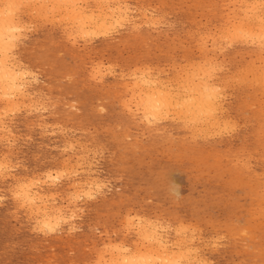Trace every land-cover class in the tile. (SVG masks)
Here are the masks:
<instances>
[{
	"label": "rangeland",
	"instance_id": "obj_1",
	"mask_svg": "<svg viewBox=\"0 0 264 264\" xmlns=\"http://www.w3.org/2000/svg\"><path fill=\"white\" fill-rule=\"evenodd\" d=\"M8 1H9V4L11 1L16 2L15 0H0V9H3L4 7L7 8L8 7V4H7ZM25 1L27 3H25ZM89 1L90 0H87L85 3V2H83V0H81L80 1L81 3L79 4V6L83 7V9L85 8L84 10H86V8H87V10H88V11L86 10L88 12L87 15H90V17L92 16V18H94V19L97 18L98 14L100 13L99 12L101 9L100 6L103 9L106 8L105 11H108V10H112L113 8H115L116 6L119 5V6H121L122 11H125L128 13L127 14L128 16L126 18H125V15L123 16V19H125V20H123L122 18H119L118 20H116V21H118L119 25L115 24V21H112V23L110 21V23L108 25H111V26L108 27L107 31H111V32L105 31L103 33V36L99 37V35H101V34H99L97 37L96 34H92L91 32H90V34H89V32L88 33H82L79 30V28L76 26V25H78L77 22L73 18H70L68 16L67 11L65 10V7L63 6V8H62L61 4L59 7L58 6L59 4L55 3L54 0L52 2H51V0H49V3L47 0H36V1L31 0V3H30V0H28V1L27 0H18L17 3L20 2V5H18V4L16 5V3L14 4V6L16 5L18 8L12 6L15 9L14 11H12L13 10L12 7L10 8L11 12H14V14L13 13L12 14L15 17V20L18 24V27H21V26H24V27L20 28L22 30V31L20 30V33H18L19 28H17V32L15 31L13 34L14 37L16 36L15 37L16 39L12 40V43L14 42V45H13L14 50H10L11 48H9V47H8V49L10 51H8V49H7V51L9 52V53L7 52V55L12 56V57L9 56L8 58L12 64L14 70L17 72V74H16L17 80L16 81L20 85V90H18V89L17 90L20 91L21 93L20 92H18V93L14 92L15 90H12V91H10V93L8 92L7 99H6V97L2 96L0 93V97L2 96L0 99V102L1 103L3 102L2 104L0 103V107L1 108L3 107L2 108L3 110L0 108V112L2 113V114L0 113V115H1L0 116V128H1V130H0V147H1L0 148V161H1L0 162V167H1L0 168V264H11V263L12 264L13 263L14 264H47L48 262H49L48 264H97V263L103 264L105 261L109 260V258L114 256V254H116V248L114 249V247H117V249H120V251L122 249H125V250H122V252L126 251V252H124L126 254H133L137 251H144L146 249L147 250L148 249H154V247H155L154 242L149 240V239H148V241H149L148 242L145 239V237H142L143 235H145V233L148 235V232L154 228H155L154 230H156V232L159 235H161L165 240H168V242H167L168 244L166 246H168V248H167V249H169L168 251H171V253L175 252V253H173V256H175V259H176V260L174 259V261H173L175 264H177L178 262H179L178 264H184V263L185 264H196V263L197 264H201V263H203V264H264V176H263L264 175V126H263L264 125V114H263L264 113V83H263L264 77H263V74L259 75L261 70H264V65H263L264 64V62H263L264 61V54H263L264 49L262 50L263 47L261 49H260V47H258L259 44L257 41H255L254 38L236 37L232 33L233 24L235 22H237V19H239L240 16H242L241 14H243V11L245 9V5H247L249 3V1H251V0H211V1L210 0H202V1L201 0H164V1L163 0H157V1L156 0H140V1L139 0H126V1L125 0H104L105 3L103 2V0H99V1L98 0H91L90 2ZM100 1H102V2H100ZM118 1L120 4L118 3ZM203 1H205V2H203ZM235 1H237V2H235ZM23 2H24V4H23ZM220 2H221V4H220ZM231 2H233V3L231 4ZM82 3H84V5ZM179 3L182 6L179 5ZM225 3H226V5H224ZM29 4H30V6H28ZM52 4H54L55 6H52ZM87 4H88V6H87ZM97 4H98V6H97ZM103 4H104V6H103ZM238 4H239V6H238ZM240 4H242L243 7H241L242 5H240ZM45 6L47 7V9ZM220 6H221V8H220ZM223 6H225V7H223ZM263 6H264V2H263V5L260 6V8L264 11ZM35 7H36V11H34ZM39 7H40V9H38ZM42 7H43V10H41ZM48 7L50 8L51 11H49ZM51 7H53V8H51ZM107 7H111V9L108 8V10H107ZM174 7L176 8V10ZM234 7L237 10L240 7L239 11L235 10ZM19 8H21V9H19ZM44 8L46 10H44ZM54 8L55 9L58 8V9L55 10ZM209 8H211L212 10ZM223 8H224V10H223ZM53 9H54V11H53ZM197 9H198V11H197ZM62 10H63V12H62ZM143 10L145 12H143ZM160 10H161V12H160ZM17 11H19V12H17ZM28 11H30V13L33 11L32 12L33 14L32 13L30 14ZM37 11H42L40 13L42 15L38 14L39 12H37ZM46 11H47V13H46ZM57 11L59 14L57 13ZM189 11H191V12H189ZM207 11H209V12H207ZM211 12H213V13H211ZM18 13H19V15H18ZM144 13H146V15ZM172 13H173V15H172ZM186 13H187V15H185ZM48 14L50 16H48ZM52 14H54V16ZM180 14H181V16H180ZM158 15L161 16V18ZM162 15H163V17H162ZM213 15H215V16H213ZM236 15H239V16L236 17ZM17 16H19L21 18H19V17L16 18ZM41 16L43 19L40 18ZM55 16L59 19V22ZM62 16H63V18L65 16H68V18L66 17L67 19L64 18L65 19L64 20L62 18ZM53 17H54V19H53ZM38 18H39V20H38ZM152 18L153 19L155 18L156 21H154L155 19L152 20ZM177 18H179V20ZM56 19H57V22H56ZM120 19L123 20V23ZM127 19H128V21H127ZM227 19L230 21V23L227 21ZM18 20L20 23L18 22ZM61 20H62V23H61ZM119 20H120V22H119ZM149 20H151V21L149 22ZM157 20H159V21H157ZM205 20H206V22H205ZM222 21H223V23H222ZM178 22H179V24H178ZM26 23H28V24H26ZM54 23H56V24H54ZM150 23H152V24H150ZM153 23H154V25H153ZM39 24L41 27L39 26ZM141 24H143V25H141ZM169 24H170V26H168ZM206 24H207V26H206ZM55 25H56V27H55ZM60 25H62V26H60ZM150 25L151 26L153 25V27H151ZM155 25H157V26H155ZM112 26L114 27V29ZM127 26H128V28H127ZM135 26H136V28H135ZM160 26H162V27H160ZM36 27H37V29H36ZM53 28H55V30ZM71 28H72V30H71ZM178 28H179V30H178ZM194 28H196V29H194ZM160 29H161V32H160ZM180 29H181V31H180ZM25 30H27V31H25ZM133 30H135V31H133ZM149 30L152 32H150ZM226 30L228 32H231L233 34V37L236 39H232L233 37H232L231 33L228 34V32ZM62 31H65V32L67 31L68 34H67V32H66V34H64L65 32H62ZM113 31H114V33H113ZM21 32L23 34H25V33L26 34L23 36V34ZM30 33H32V34H30ZM133 33H135V34H133ZM187 33H189V34L187 35ZM18 34H19V36H17ZM82 34L84 37L80 36ZM84 34L85 35L88 34V38L86 37L87 35L85 36ZM105 34L108 36L106 37ZM221 34H222V36H221ZM227 34L229 36L231 35V37L229 38V36ZM74 35H76V36H74ZM92 35L94 37H92ZM140 35H141V37H140ZM200 35L203 36L202 42H201ZM156 36L158 38H156ZM210 36H211V38H210ZM70 38H72V39H70ZM218 38H219V40H218ZM222 38H223V40H222ZM227 38L232 39V40L230 41ZM241 38H243V39H241ZM225 39L229 40V41H226ZM248 39H250V40H248ZM238 40H240V41H238ZM88 41L89 42L92 41V42L88 43ZM230 42H232V43H230ZM247 42H248V44H247ZM20 43H21V45H20ZM50 43H52V44L50 45ZM84 43H86V44H84ZM183 43H184V45H183ZM242 44H244V45H242ZM163 45H165V46H163ZM204 45H205V47H204ZM176 46H177V48H175ZM214 46H216V47H214ZM244 47H246V48H244ZM199 48H200V51L198 50ZM203 48H205V49H203ZM202 49H203V51L204 50L205 51L203 52ZM209 49H211V50L209 51ZM218 50L221 53H219ZM261 50H262V52H260ZM167 52H169L170 54H168ZM71 53L74 55H72ZM101 53H102V55H101ZM210 56H211V58H210ZM132 57H133V59H132ZM204 57L205 58L209 57V58L204 60ZM234 57H235V59H234ZM11 58L12 59L14 58V59L11 60ZM43 58H45V59H43ZM46 58L48 60H46ZM196 58H197V60H196ZM211 59H212V61H211ZM222 59L225 63L222 61ZM253 59H255V60H253ZM199 61H200V63H199ZM227 61H230V62H227ZM151 62H153V63H151ZM207 62H208V65H206ZM31 63H33V64H31ZM36 63H37V65H36ZM109 63H111V64H109ZM218 63H219V65H218ZM251 63L253 64V66H256L255 67L256 69L252 66ZM20 64L21 65L23 64V65L21 66ZM154 64H155V66H154ZM169 64H171V65L169 66ZM184 64H186V66ZM200 64L202 65L203 69L202 68L199 69L201 67ZM107 65H109V66H107ZM179 65H180V67H178ZM16 66H17V68H16ZM146 66L149 68H147ZM206 66L208 67V70H207ZM250 66H252V67H250ZM98 67L100 68V70L98 69ZM197 67H198V69H197ZM191 68H193L195 70H193ZM211 69H213V70H211ZM250 69H252V71ZM107 70H109V71H107ZM147 70H149V71H147ZM187 70L189 73L187 72ZM198 70L200 73L201 72L203 73V77H199L200 73L197 72ZM200 70H202V71H200ZM203 70L207 71V74L209 77L206 76V74ZM209 70H211V71H209ZM74 71H75V73H73ZM118 71H120V72H118ZM191 71L193 74L190 73ZM18 72H19V74H20V72H23L22 74H24V75H22V74L19 75ZM90 72H91V74H90ZM182 72H183V74H182ZM194 72H196V74ZM220 72H221V74H220ZM254 72H256L257 74L255 75ZM143 73H145V74H143ZM146 73H148V74H146ZM179 73L181 76L179 75ZM186 73L188 74L187 76H186ZM197 73L199 74V76ZM202 73H201V76H202ZM228 73H229V75H228ZM176 74H178V76ZM238 74H239V76H238ZM76 75H77V77H76ZM98 75L102 76V78ZM104 75H106V76L104 77ZM140 75L142 78L140 77ZM149 75H151V76H149ZM193 76H196V77L198 76L199 78L195 77V79H194ZM210 76L212 78L214 76V78L212 79ZM234 76L237 78H235ZM258 76H262L263 81L257 80L256 78H258ZM132 77H134L136 79H134ZM146 77L149 79L155 80V81L157 80V82H160L161 85L168 86L169 88L172 86L171 88H174V89L175 88L181 89L180 85L183 84L185 79H187V78L189 80L192 78L194 83H197V81H199V80L201 82H203V80H204V82L206 81L205 83L209 82L208 84L210 86L213 85L212 87H214V89H216V88L219 89V90L216 89L217 93H218V99H217V110H215V112H217V114L216 113L213 114L214 120H212L210 122H206V121H204L205 117H203V116L202 117L200 116L199 118L196 117L194 119V117H192V116L187 117V116L183 115L184 113H182V112H180V115H177L179 112L178 108H175L173 110L171 108L168 111L169 113H170V111H171V113L175 112L173 115L171 113L169 114V113L164 112V113H162V115L160 114L161 117L160 116L155 117L154 118L155 120H153L151 118V116L143 114L138 102L136 103V101H139V98L142 97L140 95L142 92L140 93V91H144V87H143L144 85H142L141 82H143V78H146ZM240 77H242V79H238ZM245 77H247V78H245ZM252 77H253V79H252ZM26 78L28 79V81ZM244 78H245V80H244ZM81 79H82V81H81ZM86 79H87V81H86ZM90 79H91V81H90ZM106 79H107V81H106ZM165 79L167 80V82H165L166 81ZM19 80L24 81V82H18ZM30 80H32V81L34 80L35 83H34V81L32 82ZM110 80H112V81H110ZM136 80H139V81L135 82ZM182 80H184V81H182ZM49 81H50V83H49ZM219 81H220V83H219ZM257 81H260L259 85L257 84L258 83ZM91 82H93V83H91ZM133 82L136 84H134ZM233 82H234V84H233ZM139 83H141V84H139ZM217 83H219V84H217ZM262 83H263V85H261ZM25 84H27L28 86ZM126 84H129V85L127 86ZM131 84H132V86H131ZM39 85H40V87H39ZM86 85H88V86H86ZM238 85H239V87H238ZM241 85H244V86H241ZM135 86H136V88H135ZM102 87H104V90ZM129 88L131 89V91ZM125 89L126 90L128 89V91H126ZM120 91H122V92H120ZM23 93H25V94H23ZM96 93H97V95H96ZM220 93L222 95H220ZM39 94L41 96H39ZM98 94H99V96L100 95L101 96L99 97ZM136 94L137 95L139 94V98H138V96H136ZM226 94L228 97L226 96ZM37 95H38V97H37ZM59 96H61V97H59ZM222 96H224V97H222ZM40 97H41V99H40ZM127 97H128V99H127ZM131 97H133L134 100ZM11 99H12L14 104H12V102H10ZM107 100H109V101H107ZM110 100L112 101V103ZM21 101L22 102L24 101V102L21 103ZM130 101H132L131 104H130ZM93 102H95V103H93ZM248 102H250V103H248ZM109 103H110V105H109ZM125 103L126 104L128 103V104L126 105ZM18 104L20 106H18ZM220 104L222 107L220 106ZM7 105L9 106V108ZM24 105H26V106H24ZM29 105H31V106L29 107ZM62 105H64V106H62ZM251 105H252V107H251ZM27 106L29 107L28 109H27ZM36 106H37V108H36ZM136 107H137V109H136ZM228 107H230V108H228ZM10 108H11V110H10ZM13 108H14V110L15 109L16 110L14 111ZM38 108H39V110H38ZM99 108L102 110H100ZM128 108H129V110H128ZM223 108H224V110H223ZM37 110H38V112H37ZM8 111L10 114L8 113ZM11 111H13L14 113L12 114ZM102 111H103V113H102ZM219 111H221V112H219ZM29 113H30V115H29ZM163 114H165V116ZM2 115H5V116L3 117ZM53 115L56 117H53ZM141 115H143V116H141ZM144 115L146 116V118ZM254 115H255V117H254ZM132 116H134V117H132ZM166 116H167V118L168 117L169 118L167 119ZM226 116H227V118H226ZM2 117H3V119H2ZM174 118L176 121L177 120H179V121L176 122L174 120ZM185 118L188 120V122L184 120ZM191 118L194 119L195 121L191 120ZM134 119H136V120H134ZM181 119L184 120V122H182ZM197 119L199 121L200 120L201 121L200 122L196 121ZM147 121H148V123H147ZM169 121H171V122H169ZM189 121H192L193 125H192V122H189ZM139 122H141V123H139ZM233 122H235V123H233ZM144 123L146 125H144ZM172 123L174 125L175 124L176 125L172 126ZM214 123H217V125ZM221 123H222V125L220 126ZM225 123H227V124H225ZM228 123H230V124H228ZM240 123H242V124H240ZM48 124H49V126H48ZM225 125H227L226 128L224 127ZM208 126H209V128H208ZM216 126H218V127H216ZM231 126H233L234 128ZM12 127H14V128H12ZM72 127H74V128H72ZM188 127H189V129H188ZM44 128H46V129H44ZM49 128H50V130H49ZM216 128H218V129H216ZM123 129H125V130H123ZM16 130H17V132H16ZM171 130H173L174 132ZM190 130H191V132H190ZM194 130L196 131V133ZM222 130H224V131H222ZM238 130H240V132ZM45 131L48 134H45L46 133ZM38 132L40 134H38ZM175 132L177 133V135ZM186 132H188V133H186ZM219 132H220V134L222 133V135L218 134ZM169 133H171L172 135L171 134L169 135ZM19 134H21V135H19ZM156 135L159 137H157ZM210 135H213V136H210ZM49 136H50V138H49ZM9 137L11 138V140ZM195 138H197V139H195ZM168 139H169V141H168ZM124 141H125V143H124ZM171 141H172V143H171ZM212 141H214V142H212ZM240 141H241V143H240ZM20 142H22V143H20ZM193 142H194V144H193ZM81 144H82V146H81ZM149 144L150 145L152 144V145L150 146ZM45 145H47V146H45ZM70 145H71V148H70ZM195 145H198V146H195ZM52 146H54V147H52ZM158 147H159V149H158ZM41 150H42V152H41ZM23 151L25 152L24 154H23ZM71 151H72V153H71ZM209 151H210V153H209ZM59 152H61V153H59ZM180 152H182L185 156ZM169 153H171V154L169 155ZM126 154H127V156H126ZM115 155H117V156H115ZM204 155H205V157H203ZM81 156H83V157H81ZM46 157H47V159H46ZM91 157H92V159H91ZM127 157H129V158H127ZM151 157H153V158H151ZM81 159H82V161H81ZM163 159H165V160H163ZM166 159H167V161H166ZM224 159H225V161H224ZM45 160H46V162H45ZM53 160H55V161H53ZM237 160L239 161V163L237 162ZM116 161H117V163H116ZM20 162H21V165H20ZM250 162H251L252 166L250 165ZM78 163H79V165H78ZM71 164H74V165H72V167H71ZM3 165H5V166H3ZM6 165H7V167H6ZM35 165L37 168L35 167ZM39 165H40V167H39ZM41 166H43L44 168ZM62 166H63V168H62ZM57 167H58V169H57ZM247 167H249V168H247ZM104 168H106V169H104ZM116 168H118V169H116ZM81 170H83V171L77 173V171H81ZM58 172H60V173H58ZM42 173H43V175H42ZM48 173H49V176H47ZM96 174H98V175H96ZM5 175H8V178ZM11 175H13V176H11ZM29 175H30V177H29ZM53 175L55 176V178H54L55 181L51 178V177H54ZM42 177H44L45 179ZM59 178H61V179H59ZM33 179H34V182H35V179H36V181H38L37 184L35 182V187L38 186V187H40V189L43 192L46 191L45 192L47 194L46 203H47L48 207L51 210H56L59 207L61 212L64 215H66L64 219L60 220L57 223L56 227L55 226L52 227V228H54V231L52 228H51V231H48L50 229L47 230L45 227H41V225L38 222L39 216L33 214L31 211H28V210H30L28 204L23 203V201H21L19 199V197H16L17 196L16 188L18 187L17 185L19 184L18 182L23 183V181L26 182V180L29 181V180H33ZM43 179L46 181H44ZM49 181L52 183H48ZM91 182L94 185L86 184V183H91ZM100 182L102 185H100ZM174 182L176 184H174ZM73 186H75V187L77 186V187L74 189ZM98 186H99V189H97ZM102 186L104 187V189ZM95 187H97V188H95ZM48 188L51 189V191ZM169 189H172V191ZM77 190L80 193L79 194L80 196H77V197L75 195L73 196L74 191H77ZM90 190H92V191H90ZM119 190L121 191V193ZM61 191H62V193H61ZM89 191H90V193H88ZM81 192L85 193V194L81 195ZM175 192H177V194ZM239 192H241V193H239ZM10 193H12V194L10 195ZM95 193H96V195H95ZM49 195H51V196L49 197ZM86 195H88V196L92 195V197H90V196L86 197ZM72 196L75 198H73ZM81 196H82V198H81ZM98 196H99V198H98ZM14 197H16V198H14ZM1 198H3V199H1ZM51 198H53V199H51ZM12 199H13V201H12ZM53 201L56 203H54ZM73 204H75V205H73ZM22 207H24V208H22ZM25 208L26 209L29 208V209L26 210ZM92 208H93V210H92ZM67 209L72 210V215H71L72 217L71 216L67 217L68 214H66V211H65ZM94 209H95V211H94ZM129 211H131V212H129ZM136 212H137V214H136ZM131 215H132V218H131ZM175 217H176V219H175ZM137 218H140V222H139V219H137ZM147 219H149V221L150 220L151 221L149 222ZM98 220H99V222H98ZM179 220H180V222H178ZM235 220H236V222H235ZM83 221H85V222L83 223ZM126 222H127V224H126ZM146 222H147V224H146ZM59 223H60V227H59ZM130 224L131 225L134 224V225L130 226ZM180 224H183V225H180ZM139 225H140V227H138ZM143 225H145V226H143ZM153 225H154V227H153ZM162 225H163V228H162ZM172 225H174V226H172ZM134 226H135V228L133 229ZM149 226H150V228H149ZM38 227L40 228L42 233ZM156 227H157V229H156ZM167 227H168V229H167ZM96 228L97 229L100 228V230L98 229V231H97ZM188 228H190V229L188 230ZM83 229H84V231H83ZM143 229H144V231H143ZM181 229L183 232H181ZM45 230H47V231H45ZM162 230H165V231L163 232ZM174 230H176V232ZM245 230H247V231L245 232ZM43 231H45L46 233ZM191 231L193 232L194 235L191 233ZM22 232H23V234H22ZM47 232H49V233H47ZM130 233H131V235H130ZM175 233L179 236H177ZM199 233H201V234H199ZM8 234H10V235H8ZM58 235H60V236H58ZM138 235H140V236H138ZM241 235H244V236H241ZM190 236H191V239H190ZM193 236H195V237H193ZM196 237H197V239H196ZM180 238H182V239L180 240ZM88 239H89V242H88ZM105 239H107V240L105 241ZM189 239H190V241H189ZM74 241H76V242H74ZM176 241H177V243H176ZM41 243H43V244H41ZM56 243H58V244H56ZM169 243L171 244L170 246H169ZM149 244H151V245H149ZM205 244H207L208 246ZM115 245H117V246H115ZM189 245H191V246L189 247ZM172 246L175 248L173 249ZM176 247H179V248H176ZM127 248H129V249H127ZM132 248H133V250H132ZM58 252L60 255L58 254ZM178 252H180V253H178ZM262 252H263V254H262ZM104 253H106V254H104ZM19 254H20V256H19ZM13 255H15V256H13ZM83 255H84V257H83ZM10 256L11 257L13 256V257L11 258ZM25 257H26V259H25ZM31 257H33V258H31ZM178 257L180 260H178ZM59 258L61 259V261L58 260ZM185 258H186L187 262L185 261ZM87 259H89V260H87ZM195 259H196V261H193ZM27 260H29V261H27ZM191 262H193V263H191Z\"/></svg>",
	"mask_w": 264,
	"mask_h": 264
},
{
	"label": "bare ground",
	"instance_id": "obj_2",
	"mask_svg": "<svg viewBox=\"0 0 264 264\" xmlns=\"http://www.w3.org/2000/svg\"><path fill=\"white\" fill-rule=\"evenodd\" d=\"M16 2H14V1H11L10 2V4H9V1L7 2V4H8V7L6 8V7H4L3 9H0V93H1V95L2 96H4V97H6V99H7V95H8V92L10 93V91H12V90H15L14 92H20V91H18V90H20V85L17 83V79H16V74H17V72L14 70V68H13V66H12V64H11V62H10V60H9V56H11V55H7V52L8 51H10V50H14V42L12 43V40H14V39H16L14 36H13V34H14V32L16 31L17 32V28H19V32L18 33H20V28L22 27H24V26H21V27H18V24H17V22H16V20H15V17H14V12H11V7L13 6V7H17L16 5L18 4V5H20V2H18L17 3V1L18 0H15ZM28 1V0H27ZM33 1V0H32ZM36 1V0H35ZM48 1V3H49V0H47ZM53 0H51V2H52ZM81 0H54V2L55 3H57V4H59L58 6L60 7V4L62 5V8H63V6L65 7V10L67 11V14H68V16L70 17V18H73L76 22H77V24L78 25H76L78 28H79V30L82 32V33H88L89 32V34H90V32L92 33V34H96L97 35V37H98V35L99 34H101V35H99V37L100 36H103V33L105 32V31H107L108 30V27L109 26H111V25H108L109 23H110V21H111V23H112V21H115V24H118L119 25V23H118V21H116V20H118L119 18H122L123 19V16L125 15V18L128 16L127 14V12H125V11H122V9H121V6H116L115 8H113L112 10H108V8H110L111 9V7H107V10L108 11H105V9L106 8H102L101 6H100V13L98 14V16H97V18H92V16L90 17V15H87L88 14V10H87V8H86V10H84L83 9V7H81V6H79V4L81 3L80 2ZM86 1L87 0H83V2H85L86 3ZM91 1V0H90ZM89 1V2H90ZM99 1V0H98ZM126 1V0H125ZM140 1V0H139ZM157 1V0H156ZM164 1V0H163ZM202 1V0H201ZM211 1V0H210ZM100 2H102V1H100ZM103 2L105 3V1L103 0ZM114 2V1H113ZM116 2V1H115ZM130 2V1H129ZM203 2H205V1H203ZM226 2V1H225ZM229 2V1H228ZM227 2V3H228ZM235 2H237V1H235ZM242 2V1H241ZM263 2H264V0H251V1H249V3L247 4V5H245V9H244V11H243V14H241L242 16H240V18L239 19H237V22H235L234 24H233V26H232V33L234 34V36H236V37H249V38H254L255 39V41H257L258 42V44L260 45H258V47H260V49L262 48V50L264 49V11L260 8V6L261 5H263ZM5 3V2H4ZM16 3V5L14 6V4ZM25 3H27L26 1H25ZM30 3H31V0H30ZM34 3V2H33ZM36 3V2H35ZM38 3V2H37ZM108 3V2H107ZM118 3H119V1H118ZM122 3V2H121ZM178 3V2H177ZM184 3V2H183ZM198 3V2H197ZM233 2H231V4H232ZM3 4V3H2ZM22 4V3H21ZM23 4H24V2H23ZM83 5H84V3H82ZM89 4V3H88ZM88 4H87V6H88ZM120 4V3H119ZM136 4V3H135ZM143 4V3H142ZM157 4V3H156ZM188 4V3H187ZM209 4V3H208ZM219 4V3H218ZM220 4H221V2H220ZM223 4V3H222ZM230 4V3H229ZM243 4V3H242ZM242 4H240V5H242ZM45 5V4H44ZM50 5V4H49ZM93 5V4H92ZM110 5V4H109ZM116 5V4H115ZM126 5V4H125ZM137 5V4H136ZM135 5V6H136ZM151 5V4H150ZM161 5V4H160ZM179 5H181L180 3H179ZM224 5H226V3L224 4ZM228 5V4H227ZM28 6H30V4L28 5ZM40 6V5H39ZM52 6H55L54 4H52ZM91 6V5H90ZM96 6V5H95ZM97 6H98V4H97ZM103 6H104V4H103ZM132 6V5H131ZM140 6V5H139ZM146 6V5H145ZM157 6V5H156ZM155 6V7H156ZM182 6V5H181ZM210 6V5H209ZM219 6V5H218ZM238 6H239V4H238ZM237 6V7H238ZM12 7V11H14L15 9ZM23 7V6H22ZM25 7V6H24ZM41 7V6H40ZM40 7L38 8V9H40ZM46 7V6H45ZM58 7V8H59ZM86 7V6H85ZM129 7V6H128ZM133 7V6H132ZM163 7V6H162ZM168 7V6H167ZM179 7V6H178ZM194 7V6H193ZM223 7H225V6H223ZM241 7H243V5L241 6ZM264 7V6H263ZM18 8V7H17ZM49 8V7H48ZM51 8H53V7H51ZM57 8V9H58ZM141 8V7H140ZM154 8V7H153ZM175 8V7H174ZM188 8V7H187ZM207 8V7H206ZM219 8V7H218ZM220 8H221V6H220ZM240 8V7H239ZM239 8H238V10L237 9H235V7H234V9L235 10H237V11H239ZM19 9H21V8H19ZM35 9V10H34ZM33 10L34 11H36V7L34 8ZM46 9H47V7H46ZM45 8H44V10H46ZM55 9V8H54ZM54 9H53V11H54ZM57 9H55V10H57ZM125 9V8H124ZM123 9V10H124ZM139 9V8H138ZM209 9H211V8H209ZM208 9V10H209ZM4 10V11H3ZM41 10H43V7L41 8ZM64 10V9H63ZM63 10H62V12H63ZM91 10V9H90ZM99 10V9H98ZM129 10V9H128ZM145 10V9H144ZM143 10V12H145ZM165 10V9H164ZM175 10H176V8H175ZM182 10V9H181ZM192 10V9H191ZM212 10V9H211ZM223 10H224V8H223ZM233 10V9H232ZM49 11H51L50 10V8H49ZM52 11V12H53ZM131 11V10H130ZM129 11V12H130ZM134 11V10H133ZM141 11V10H140ZM170 11V10H169ZM174 11V10H173ZM197 11H198V9H197ZM206 11V10H205ZM231 11V10H230ZM17 12H19V11H17ZM21 12V11H20ZM29 13H30V11H28ZM33 12V11H32ZM31 12V13H32ZM37 12H39L38 14H40L42 11H37ZM61 12V11H60ZM97 12V11H96ZM160 12H161V10H160ZM176 12V11H175ZM182 12V11H181ZM184 12V11H183ZM189 12H191V11H189ZM202 12V11H201ZM207 12H209V11H207ZM215 12V11H214ZM222 12V11H221ZM233 12V11H232ZM13 13V14H12ZM28 13V14H29ZM30 13V14H31ZM46 13H47V11H46ZM49 13V12H48ZM54 13V12H53ZM57 13H58V11H57ZM95 13V12H94ZM137 13V12H136ZM177 13V12H176ZM197 13V12H196ZM200 13V12H199ZM211 13H213V12H211ZM230 13V12H229ZM241 13V12H240ZM29 14V15H30ZM33 14V13H32ZM45 14V13H44ZM55 14V13H54ZM54 14H52L53 16H54ZM59 14V13H58ZM66 14V13H65ZM91 14V13H90ZM133 14V13H132ZM145 15H146V13H144ZM163 14V13H162ZM170 14V13H169ZM183 14V13H182ZM194 14V13H193ZM209 14V13H208ZM222 14V13H221ZM224 14V13H223ZM232 14V13H231ZM234 14V13H233ZM13 15V16H12ZM18 15H19V13H18ZM37 15V14H36ZM40 15H42V14H40ZM39 15V16H40ZM47 15V14H46ZM144 15V16H145ZM152 15V14H151ZM156 15V14H155ZM172 15H173V13H172ZM185 15H187V13L185 14ZM200 15V14H199ZM48 16H50L49 14H48ZM59 16V15H58ZM68 16H65L64 18L65 19H67L68 18ZM143 16V15H142ZM150 16V15H149ZM159 16V15H158ZM180 16H181V14H180ZM191 16V15H190ZM213 16H215V15H213ZM212 16V17H213ZM237 16H239V15H236V17ZM19 16H17L16 18H18ZM25 17V16H24ZM38 17V16H37ZM44 17V16H43ZM56 17V16H55ZM67 17V18H66ZM151 17V16H150ZM160 18H161V16H159ZM162 17H163V15H162ZM200 17V16H199ZM19 18H21V17H19ZM23 18V17H22ZM29 18V17H28ZM35 18V17H34ZM40 18H42V16L40 17ZM45 18V17H44ZM57 18V17H56ZM62 18H63V16H62ZM61 18V19H62ZM63 18V19H64ZM69 18V19H70ZM147 18V17H146ZM182 18V17H181ZM185 18V17H184ZM198 18V17H197ZM207 18V17H206ZM229 18V17H228ZM232 18V17H231ZM43 19V18H42ZM53 19H54V17H53ZM58 19V18H57ZM57 19H56V22H57ZM62 19V20H63ZM64 19V20H65ZM120 19L121 21H122V23H123V20H125V19ZM137 19V18H136ZM155 19V18H154ZM153 18H152V20H154ZM178 20H179V18H177ZM186 19V18H185ZM38 20H39V18H38ZM62 20H61V23H62ZM73 20V21H74ZM120 20H119V22H120ZM130 20V19H129ZM162 20V19H161ZM196 20V19H195ZM26 21V20H25ZM49 21V20H48ZM127 21H128V19H127ZM143 21V20H142ZM147 21V20H146ZM145 21V22H146ZM151 20H149V22H150ZM154 21H156V19L154 20ZM157 21H159V20H157ZM193 21V20H192ZM191 21V22H192ZM227 21L230 23V21L227 19ZM226 21V22H227ZM18 22H19V20H18ZM32 22V21H31ZM58 22H59V19H58ZM117 22V23H116ZM126 22V21H125ZM124 22V23H125ZM133 22V21H132ZM144 22V23H145ZM205 22H206V20H205ZM20 23V22H19ZM36 23V22H35ZM39 23V22H38ZM73 23V22H72ZM128 23V22H127ZM147 23V22H146ZM156 23V22H155ZM159 23V22H158ZM215 23V22H214ZM219 23V22H218ZM222 23H223V21H222ZM26 24H28V23H26ZM42 24V23H41ZM54 24H56V23H54ZM70 24V23H69ZM130 24V23H129ZM133 24V23H132ZM150 24H152V23H150ZM178 24H179V22H178ZM205 24V23H204ZM210 24V23H209ZM36 25V24H35ZM43 25V24H42ZM48 25V24H47ZM52 25V24H51ZM141 25H143V24H141ZM146 25V24H145ZM153 25H154V23H153ZM153 25L151 26V27H153ZM199 25V24H198ZM202 25V24H201ZM26 26V25H25ZM39 26H40V24H39ZM60 26H62V25H60ZM74 26V25H73ZM115 26V25H114ZM140 26V25H139ZM148 26V25H147ZM149 26V27H150ZM155 26H157V25H155ZM154 26V27H155ZM168 26H170V24L168 25ZM173 26V25H172ZM182 26V25H181ZM206 26H207V24H206ZM212 26V25H211ZM224 26V25H223ZM27 27V26H26ZM38 27V26H37ZM37 27H36V29H37ZM41 27V26H40ZM45 27V26H44ZM47 27V26H46ZM55 27H56V25H55ZM65 27V26H64ZM72 27V26H71ZM113 27V26H112ZM120 27V26H119ZM160 27H162V26H160ZM189 27V26H188ZM198 27V26H197ZM196 27V28H197ZM210 27V26H209ZM216 27V26H215ZM30 28V27H29ZM73 28V27H72ZM72 28H71V30H72ZM118 28V27H117ZM121 28V27H120ZM127 28H128V26H127ZM135 28H136V26H135ZM140 28V27H139ZM158 28V27H157ZM164 28V27H163ZM166 28V27H165ZM169 28V27H168ZM167 28V29H168ZM173 28V27H172ZM196 28H194V29H196ZM229 28V27H228ZM54 30H55V28H53ZM68 29V28H67ZM76 29V28H75ZM113 29H114V27H113ZM119 29V28H118ZM123 29V28H122ZM153 29V28H152ZM186 29V28H185ZM32 30V29H31ZM42 30V29H41ZM112 30V29H111ZM121 30V29H120ZM145 30V29H144ZM159 30V29H158ZM178 30H179V28H178ZM192 30V29H191ZM209 30V29H208ZM212 30V29H211ZM22 31V30H21ZM24 31V30H23ZM25 31H27V30H25ZM59 31V30H58ZM116 31V30H115ZM132 31V30H131ZM133 31H135V30H133ZM143 31V30H142ZM141 31V32H142ZM150 31V30H149ZM168 31V30H167ZM171 31V30H170ZM180 31H181V29H180ZM187 31V30H186ZM203 31V30H202ZM207 31V30H206ZM216 31V30H215ZM227 31V30H226ZM225 31V32H226ZM31 32V31H30ZM62 32H65V31H62ZM67 32V31H66ZM66 32L64 33V34H66ZM107 32H111V31H107ZM125 32V31H124ZM128 32V31H127ZM126 32V33H127ZM130 32V31H129ZM145 32V31H144ZM147 32V31H146ZM150 32H152V31H150ZM160 32H161V29H160ZM178 32V31H177ZM195 32V31H194ZM204 32V31H203ZM223 32V31H222ZM228 32V31H227ZM22 33V32H21ZM70 33V32H69ZM113 33H114V31H113ZM155 33V32H154ZM184 33V32H183ZM205 33V32H204ZM213 33V32H212ZM216 33V32H215ZM231 32H228V34H230ZM231 33V35H232V37H233V34ZM23 34V33H22ZM26 34V33H25ZM25 34H23V36L25 35ZM30 34H32V33H30ZM38 34V33H37ZM53 34V33H52ZM67 34H68V32H67ZM129 34V33H128ZM133 34H135V33H133ZM142 34V33H141ZM166 34V33H165ZM189 33H187V35H188ZM200 34V33H199ZM217 34V33H216ZM227 34V35H228ZM73 35V34H72ZM71 35V36H72ZM85 35V34H84ZM87 35V36H86ZM85 36L88 38V34H86ZM106 35V34H105ZM122 35V34H121ZM149 35V34H148ZM181 35V34H180ZM208 35V34H207ZM214 35V34H213ZM219 35V34H218ZM231 35L229 36V38L231 37ZM17 36H19V34L17 35ZM22 36V35H21ZM20 36V37H21ZM66 36V35H65ZM74 36H76V35H74ZM80 36H83V34L82 35H80ZM91 36V35H90ZM108 35H106V37H107ZM146 36V35H145ZM152 36V35H151ZM186 36V35H185ZM206 36V35H205ZM204 36V37H205ZM209 36V35H208ZM221 36H222V34H221ZM84 37V36H83ZM82 37V38H83ZM92 37H94L93 35H92ZM113 37V36H112ZM122 37V36H121ZM140 37H141V35H140ZM147 37V36H146ZM160 37V36H159ZM163 37V36H162ZM161 37V38H162ZM175 37V36H174ZM191 37V36H190ZM200 37H201V42H202V39H203V36H201L200 35ZM224 37V36H223ZM227 37V36H226ZM23 38V37H22ZM25 38V37H24ZM30 38V37H29ZM75 38V37H74ZM81 38V37H80ZM123 38V37H122ZM156 38H158L157 36H156ZM179 38V37H178ZM197 38V37H196ZM210 38H211V36H210ZM216 38V37H215ZM221 38V37H220ZM229 38H227V39H229ZM244 38V39H245ZM19 39V38H18ZM27 39V38H26ZM70 39H72V38H70ZM76 39V38H75ZM86 39V38H85ZM106 39V38H105ZM137 39V38H136ZM175 39V38H174ZM180 39V38H179ZM198 39V38H197ZM200 39V38H199ZM207 39V38H206ZM232 39H236V38H232ZM232 39H229L230 41L232 40ZM241 39H243V38H241ZM66 40V39H65ZM68 40V39H67ZM80 40V39H79ZM83 40V39H82ZM90 40V39H89ZM119 40V39H118ZM147 40V39H146ZM161 40V39H160ZM165 40V39H164ZM171 40V39H170ZM177 40V39H176ZM218 40H219V38H218ZM222 40H223V38H222ZM226 40V39H225ZM229 40H226V41H229ZM248 40H250V39H248ZM16 41V40H15ZM26 41V40H25ZM30 41V40H29ZM59 41V40H58ZM70 41V40H69ZM77 41V40H76ZM81 41V40H80ZM122 41V40H121ZM168 41V40H167ZM205 41V40H204ZM213 41V40H212ZM215 41V40H214ZM225 41V42H226ZM238 41H240V40H238ZM68 42V41H67ZM84 42V41H83ZM92 41H88V43H91ZM114 42V41H113ZM147 42V41H146ZM170 42V41H169ZM197 42V41H196ZM220 42V41H219ZM237 42V41H236ZM242 42V41H241ZM12 43V44H11ZM54 43V42H53ZM60 43V42H59ZM112 43V42H111ZM137 43V42H136ZM208 43V42H207ZM212 43V42H211ZM210 43V44H211ZM230 43H232V42H230ZM52 43H50V45H51ZM74 44V43H73ZM84 44H86V43H84ZM123 44V43H122ZM171 44V43H170ZM193 44V43H192ZM201 44V43H200ZM221 44V43H220ZM219 44V45H220ZM226 44V43H225ZM245 44V43H244ZM244 44H242V45H244ZM247 44H248V42H247ZM246 44V45H247ZM253 44V43H252ZM12 45V46H11ZM20 45H21V43H20ZM23 45V44H22ZM59 45V44H58ZM77 45V44H76ZM82 45V44H81ZM92 45V44H91ZM154 45V44H153ZM175 45V44H174ZM183 45H184V43H183ZM186 45V44H185ZM190 45V44H189ZM222 45V44H221ZM251 45V44H250ZM32 46V45H31ZM73 46V45H72ZM75 46V45H74ZM136 46V45H135ZM151 46V45H150ZM157 46V45H156ZM163 46H165V45H163ZM195 46V45H194ZM201 46V45H200ZM223 46V45H222ZM227 46V45H226ZM230 46V45H229ZM8 47L9 48H11L10 50L8 49ZM26 47V46H25ZM171 47V46H170ZM184 47V46H183ZM198 47V46H197ZM202 47V46H201ZM204 47H205V45H204ZM214 47H216V46H214ZM218 47V46H217ZM220 47V46H219ZM228 47V46H227ZM250 47V46H249ZM253 47V46H252ZM53 48V47H52ZM77 48V47H76ZM80 48V47H79ZM84 48V47H83ZM125 48V47H124ZM132 48V47H131ZM172 48V47H171ZM175 48H177V46L175 47ZM189 48V47H188ZM244 48H246V47H244ZM7 49H8V51H7ZM17 49V48H16ZM54 49V48H53ZM128 49V48H127ZM193 49V48H192ZM203 49H205V48H203ZM203 49H202V51H203ZM213 49V48H212ZM215 49V48H214ZM225 49V48H224ZM223 49V50H224ZM259 49V50H260ZM164 50V49H163ZM167 50V49H166ZM199 51H200V48L198 49ZM211 49H209V51H210ZM262 50L260 51V52H262ZM31 51V50H30ZM66 51V50H65ZM80 51V50H79ZM93 51V50H92ZM150 51V50H149ZM168 51V50H167ZM171 51V50H170ZM183 51V50H182ZM188 51V50H187ZM193 51V50H192ZM205 51V50H204ZM203 51V52H204ZM217 51V50H216ZM219 51V50H218ZM264 51V50H263ZM59 52V51H58ZM62 52V51H61ZM131 52V51H130ZM135 52V51H134ZM176 52V51H175ZM259 52V51H258ZM9 53V52H8ZM39 53V52H38ZM48 53V52H47ZM84 53V52H83ZM137 53V52H136ZM168 54H170L169 52H167ZM195 53V52H194ZM208 53V52H207ZM219 53H221L220 51H219ZM218 53V54H219ZM49 54V53H48ZM63 54V53H62ZM72 54V53H71ZM163 54V53H162ZM179 54V53H178ZM196 54V53H195ZM201 54V53H200ZM214 54V53H213ZM264 54V53H263ZM19 55V54H18ZM64 55V54H63ZM72 55H74V54H72ZM101 55H102V53H101ZM175 55V54H174ZM183 55V54H182ZM251 55V54H250ZM14 56V55H13ZM51 56V55H50ZM78 56V55H77ZM143 56V55H142ZM145 56V55H144ZM177 56V55H176ZM187 56V55H186ZM223 56V55H222ZM242 56V55H241ZM12 57V56H11ZM16 57V56H15ZM46 57V56H45ZM73 57V56H72ZM75 57V56H74ZM97 57V56H96ZM110 57V56H109ZM131 57V56H130ZM137 57V56H136ZM161 57V56H160ZM182 57V56H181ZM206 57V56H205ZM204 57V60L205 59H207V58H209V57H207V58H205ZM23 58V57H22ZM28 58V57H27ZM88 58V57H87ZM144 58V57H143ZM210 58H211V56H210ZM230 58V57H229ZM14 59V58H13ZM12 58H11V60H13ZM18 59V58H17ZM43 59H45V58H43ZM83 59V58H82ZM132 59H133V57H132ZM142 59V58H141ZM174 59V58H173ZM195 59V58H194ZM221 59V58H220ZM227 59V58H226ZM234 59H235V57H234ZM261 59V58H260ZM23 60V59H22ZM46 60H48L47 58H46ZM53 60V59H52ZM100 60V59H99ZM98 60V61H99ZM112 60V59H111ZM153 60V59H152ZM196 60H197V58H196ZM210 60V59H209ZM214 60V59H213ZM216 60V59H215ZM230 60V59H229ZM232 60V59H231ZM253 60H255V59H253ZM257 60V59H256ZM15 61V60H14ZM31 61V60H30ZM109 61V60H108ZM122 61V60H121ZM133 61V60H132ZM182 61V60H181ZM201 61V60H200ZM200 61H199V63H200ZM211 61H212V59H211ZM210 61V62H211ZM220 61V60H219ZM222 61H223V59H222ZM261 61V60H260ZM17 62V61H16ZM57 62V61H56ZM73 62V61H72ZM90 62V61H89ZM92 62V61H91ZM96 62V61H95ZM100 62V61H99ZM123 62V61H122ZM144 62V61H143ZM150 62V61H149ZM148 62V63H149ZM159 62V61H158ZM172 62V61H171ZM187 62V61H186ZM194 62V61H193ZM217 62V61H216ZM224 62V61H223ZM227 62H230V61H227ZM264 62V61H263ZM19 63V62H18ZM151 63H153V62H151ZM156 63V62H155ZM167 63V62H166ZM188 63V62H187ZM186 63V64H187ZM191 63V62H190ZM206 63V62H205ZM221 63V62H220ZM225 63V62H224ZM254 63V62H253ZM14 64V63H13ZM30 64V63H29ZM31 64H33V63H31ZM50 64V63H49ZM108 64V63H107ZM109 64H111V63H109ZM122 64V63H121ZM186 64H184L185 66H186ZM202 64V63H201ZM200 64V65H201ZM204 64V63H203ZM212 64V63H211ZM210 64V65H211ZM229 64V63H228ZM252 64V63H251ZM255 64V63H254ZM21 65V64H20ZM23 65V64H22ZM21 65V66H22ZM35 65V64H34ZM36 65H37V63H36ZM123 65V64H122ZM125 65V64H124ZM128 65V64H127ZM136 65V64H135ZM163 65V64H162ZM171 64H169V66H170ZM193 65V64H192ZM206 65H208V62H207V64ZM215 65V64H214ZM218 65H219V63H218ZM224 65V64H223ZM226 65V64H225ZM264 65V64H263ZM262 65V66H263ZM25 66V65H24ZM33 66V65H32ZM54 66V65H53ZM63 66V65H62ZM76 66V65H75ZM94 66V65H93ZM98 66V65H97ZM107 66H109V65H107ZM154 66H155V64H154ZM182 66V65H181ZM190 66V65H189ZM252 66H253V64H252ZM252 66H250V67H252ZM26 67V66H25ZM106 67V66H105ZM133 67V66H132ZM137 67V66H136ZM135 67V68H136ZM147 67V66H146ZM178 67H180V65L178 66ZM192 67V66H191ZM200 67V66H199ZM205 67V66H204ZM207 67V66H206ZM213 67V66H212ZM219 67V66H218ZM217 67V68H218ZM231 67V66H230ZM254 68L256 67V66H253ZM16 68H17V66H16ZM39 68V67H38ZM52 68V67H51ZM96 68V67H95ZM143 68V67H142ZM147 68H149V67H147ZM163 68V67H162ZM194 68V67H193ZM193 68H191V69H193ZM202 68V65H201V67L199 68V69H201ZM220 68V67H219ZM218 68V69H219ZM223 68V67H222ZM247 68V67H246ZM22 69V68H21ZM53 69V68H52ZM73 69V68H72ZM98 69L100 70V68L98 67ZM111 69V68H110ZM109 69V70H110ZM184 69V68H183ZM197 69H198V67H197ZM196 69V70H197ZM203 69V68H202ZM205 69V68H204ZM214 69V68H213ZM213 69H211V70H213ZM248 69V68H247ZM256 69V68H255ZM38 70V69H37ZM44 70V69H43ZM87 70V69H86ZM104 70V69H103ZM109 70H107V71H109ZM127 70V69H126ZM144 70V69H143ZM182 70V69H181ZM190 70V69H189ZM193 70H195V69H193ZM207 70H208V67H207ZM211 70H209V71H211ZM217 70V69H216ZM224 70V69H223ZM227 70V69H226ZM242 70V69H241ZM251 71H252V69H250ZM249 70V71H250ZM25 71V70H24ZM23 71V72H24ZM51 71V70H50ZM82 71V70H81ZM88 71V70H87ZM96 71V70H95ZM102 71V70H101ZM121 71V70H120ZM120 71H118V72H120ZM134 71V70H133ZM147 71H149V70H147ZM172 71V70H171ZM200 71H202V70H200ZM204 71V70H203ZM221 71V70H220ZM232 71V70H231ZM23 72H20V74H22ZM27 72V71H26ZM29 72V71H28ZM42 72V71H41ZM136 72V71H135ZM141 72V71H140ZM144 72V71H143ZM187 72H188V70H187ZM197 72H199V70L197 71ZM205 72V74H206V76H208V74H207V71H204ZM215 72V71H214ZM228 72V71H227ZM230 72V71H229ZM247 72V71H246ZM245 72V73H246ZM25 73V72H24ZM50 73V72H49ZM73 73H75V71L73 72ZM99 73V72H98ZM107 73V72H106ZM189 73V72H188ZM191 74H193L192 73V71L190 72ZM195 74H196V72H194ZM200 73V72H199ZM202 73V72H201ZM201 73H200V76H199V74H198V76L199 77H203V73H202V76H201ZM216 73V72H215ZM243 73V72H242ZM255 73V75L257 74L256 72H254ZM18 74H19V72H18ZM19 74V75H20ZM46 74V73H45ZM90 74H91V72H90ZM93 74V73H92ZM100 74V73H99ZM105 74V73H104ZM109 74V73H108ZM114 74V73H113ZM141 74V73H140ZM143 74H145V73H143ZM146 74H148V73H146ZM175 74V73H174ZM182 74H183V72H182ZM204 74V75H205ZM213 74V73H212ZM220 74H221V72H220ZM219 74V75H220ZM241 74V73H240ZM253 74V73H252ZM263 74V77H264V70H261V72L259 73V75H262ZM18 75V76H19ZM22 75H24V74H22ZM21 75V76H22ZM75 75V74H74ZM103 75V74H102ZM123 75V74H122ZM130 75V74H129ZM162 75V74H161ZM177 76H178V74H176ZM179 75H180V73H179ZM188 74L186 73V76H187ZM210 75V74H209ZM218 75V74H217ZM227 75V74H226ZM228 75H229V73H228ZM243 75V74H242ZM246 75V74H245ZM17 76V77H18ZM29 76V75H28ZM33 76V75H32ZM36 76V75H35ZM46 76V75H45ZM50 76V75H49ZM48 76V77H49ZM54 76V75H53ZM68 76V75H67ZM88 76V75H87ZM97 76V75H96ZM98 76H100V75H98ZM106 75H104V77H105ZM132 76V75H131ZM143 76V75H142ZM149 76H151V75H149ZM181 76V75H180ZM197 76V77H198ZM212 76V75H211ZM210 76V77H211ZM238 76H239V74H238ZM244 76V75H243ZM248 76V75H247ZM27 77V76H26ZM47 77V78H48ZM76 77H77V75H76ZM81 77V76H80ZM101 78H102V76H100ZM114 77V76H113ZM130 77V76H129ZM135 77V76H134ZM134 77H132V78H134ZM140 77H141V75H140ZM157 77V76H156ZM183 77V76H182ZM192 77V76H191ZM195 77L196 76H193V78L195 79ZM196 77V78H197ZM198 77V78H199ZM209 77V76H208ZM235 77V76H234ZM23 78V77H22ZM25 78V77H24ZM51 78V77H50ZM73 78V77H72ZM100 78V79H101ZM131 78V77H130ZM142 78V77H141ZM154 78V77H153ZM212 78V77H211ZM213 78H214V76H213ZM212 78V79H213ZM228 78V77H227ZM235 78H237V77H235ZM245 78H247V77H245ZM245 78H244V80H245ZM27 79V78H26ZM57 79V78H56ZM76 79V78H75ZM89 79V78H88ZM96 79V78H95ZM99 79V80H100ZM119 79V78H118ZM134 79H136V78H134ZM139 79V78H138ZM157 79V78H156ZM178 79V78H177ZM202 79V78H201ZM205 79V78H204ZM216 79V78H215ZM219 79V78H218ZM231 79V78H230ZM238 79H242V77H240V78H238ZM252 79H253V77H252ZM257 80H261V81H263L262 80V76H258V78H256ZM255 79V80H256ZM35 80V79H34ZM33 80V81H34ZM80 80V79H79ZM162 80V79H161ZM166 80V79H165ZM169 80V79H168ZM175 80V79H174ZM206 80V79H205ZM236 80V79H235ZM247 80V79H246ZM250 80V79H249ZM27 81H28V79H27ZM30 81H32V80H30ZM32 81V82H33ZM58 81V80H57ZM81 81H82V79H81ZM86 81H87V79H86ZM90 81H91V79H90ZM106 81H107V79H106ZM110 81H112V80H110ZM122 81V80H121ZM137 81H139V80H136L135 82H137ZM141 81V80H140ZM163 81V80H162ZM161 81V82H162ZM171 81V80H170ZM169 81V82H170ZM182 81H184V80H182ZM210 81V80H209ZM214 81V80H213ZM228 81V80H227ZM237 81V80H236ZM252 81V80H251ZM18 82H24V81H18ZM165 82H167V80L165 81ZM173 82V81H172ZM178 82V81H177ZM203 82H204V80H203ZM203 82H201L200 80L199 81H197V83H194L193 82V80H192V78L189 80L188 78L187 79H185V81H184V83L183 84H181L180 85V88L181 89H179V88H169L168 86H164V85H161L160 84V82H157V80L155 81V80H152V79H149V78H143V82H141L142 83V85H144L143 87H144V91H140V95L142 96V97H140L139 98V94L137 95L136 94V96H138V98H139V101H136V103L138 102V104H139V106H140V108H141V110H142V113L143 114H145V115H149V116H151V118L153 119V120H155L154 118L155 117H159L160 116V114L162 115V113H164V112H166V113H169L168 111L172 108V110L173 109H175V108H178V110H179V112H178V114L177 115H180V112H182V113H184L183 115H185V116H192V117H194V119L196 118V117H205L204 119V121H206V122H210V121H212V120H214V115L213 114H217V112H215V110H217V99H218V93H217V90L216 89H218V88H216V89H214V87H212V86H210L208 83H203ZM229 82V81H228ZM249 82V81H248ZM254 82V81H253ZM258 83V85H259V83H260V81H257ZM30 83V82H29ZM34 83H35V81H34ZM49 83H50V81H49ZM48 83V84H49ZM71 83V82H70ZM91 83H93V82H91ZM96 83V82H95ZM105 83V82H104ZM103 83V84H104ZM134 83V82H133ZM141 83H139V84H141ZM215 83V82H214ZM213 83V84H214ZM219 83H220V81H219ZM219 83H217V84H219ZM222 83V82H221ZM240 83V82H239ZM245 83V82H244ZM263 83H264V81H263ZM263 83L261 84V85H263ZM23 84V83H22ZM38 84V83H37ZM36 84V85H37ZM106 84V83H105ZM108 84V83H107ZM134 84H136V83H134ZM168 84V83H167ZM173 84V83H172ZM176 84V83H175ZM179 84V83H178ZM223 84V83H222ZM232 84V83H231ZM233 84H234V82H233ZM238 84V83H237ZM241 84V83H240ZM25 85H27V84H25ZM96 85V84H95ZM127 86L129 85V84H126ZM138 85V84H137ZM136 85V86H137ZM215 85V84H214ZM227 85V84H226ZM236 85V84H235ZM23 86V85H22ZM28 86V85H27ZM50 86V85H49ZM48 86V87H49ZM86 86H88V85H86ZM92 86V85H91ZM108 86V85H107ZM131 86H132V84H131ZM136 86H135V88H136ZM241 86H244V85H241ZM19 87V88H18ZM39 87H40V85H39ZM52 87V86H51ZM50 87V88H51ZM81 87V86H80ZM114 87V86H113ZM140 87V86H139ZM138 87V88H139ZM218 87V86H217ZM230 87V86H229ZM238 87H239V85H238ZM246 87V86H245ZM251 87V86H250ZM254 87V86H253ZM260 87V86H259ZM103 88V90H104V87H102ZM111 88V87H110ZM134 88V89H135ZM225 88V87H224ZM243 88V87H242ZM257 88V87H256ZM18 89V90H17ZM40 89V88H39ZM55 89V88H54ZM62 89V88H61ZM122 89V88H121ZM130 89V88H129ZM221 89V88H220ZM31 90V89H30ZM51 90V89H50ZM49 90V91H50ZM53 90V89H52ZM126 90V89H125ZM140 90V89H139ZM219 90V89H218ZM229 90V89H228ZM22 91V90H21ZM48 91V90H47ZM119 91V90H118ZM126 91H128V89L126 90ZM130 91H131V89H130ZM129 91V92H130ZM225 91V90H224ZM230 91V90H229ZM23 92V91H22ZM33 92V91H32ZM42 92V91H41ZM55 92V91H54ZM57 92V91H56ZM104 92V91H103ZM120 92H122V91H120ZM138 92V91H137ZM220 92V91H219ZM222 92V91H221ZM234 92V91H233ZM232 92V93H233ZM240 92V91H239ZM21 93V92H20ZM223 93V92H222ZM229 93V92H228ZM260 93V92H259ZM13 94V93H12ZM11 94V95H12ZM23 94H25V93H23ZM28 94V93H27ZM26 94V95H27ZM45 94V93H44ZM51 94V93H50ZM57 94V93H56ZM106 94V93H105ZM104 94V95H105ZM224 94V93H223ZM234 94V93H233ZM15 95V94H14ZM19 95V94H18ZM29 95V94H28ZM61 95V94H60ZM96 95H97V93H96ZM112 95V94H111ZM130 95V94H129ZM220 95H222L221 93H220ZM235 95V94H234ZM1 96V97H2ZM10 96V95H9ZM24 96V95H23ZM30 96V95H29ZM39 96H41L40 94H39ZM66 96V95H65ZM73 96V95H72ZM76 96V95H75ZM98 96H99V94H98ZM101 96V95H100ZM99 96V97H100ZM131 96V95H130ZM226 96H227V94H226ZM231 96V95H230ZM1 97H0V99H1ZM13 97V96H12ZM28 97V96H27ZM37 97H38V95H37ZM59 97H61V96H59ZM108 97V96H107ZM134 97V96H133ZM133 97H131V98H133ZM222 97H224V96H222ZM228 97V96H227ZM10 98V97H9ZM15 98V97H14ZM18 98V97H17ZM20 98V97H19ZM33 98V97H32ZM58 98V97H57ZM96 98V97H95ZM125 98V97H124ZM234 98V97H233ZM4 99V98H3ZM26 99V98H25ZM40 99H41V97H40ZM48 99V98H47ZM62 99V98H61ZM115 99V98H114ZM127 99H128V97H127ZM238 99V98H237ZM257 99V98H256ZM9 100V99H8ZM31 100V99H30ZM36 100V99H35ZM66 100V99H65ZM99 100V99H98ZM101 100V99H100ZM125 100V99H124ZM123 100V101H124ZM130 100V99H129ZM133 100H134V98H133ZM136 100V99H135ZM221 100V99H220ZM239 100V99H238ZM5 101V100H4ZM29 101V100H28ZM32 101V100H31ZM38 101V100H37ZM44 101V100H43ZM50 101V100H49ZM72 101V100H71ZM105 101V100H104ZM107 101H109V100H107ZM111 101V100H110ZM248 101V100H247ZM9 102V101H8ZM10 102H12V104H14L13 103V101H12V99H11V101ZM16 102V101H15ZM24 102V101H23ZM22 101H21V103H23ZM60 102V101H59ZM67 102V101H66ZM78 102V101H77ZM96 102V101H95ZM95 102H93V103H95ZM125 102V101H124ZM129 102V101H128ZM131 102L132 101H130V104H131ZM134 102V101H133ZM221 102V101H220ZM257 102V101H256ZM1 103V102H0ZM3 103V102H2ZM1 103V104H2ZM17 103V102H16ZM69 103V102H68ZM67 103V104H68ZM111 103H112V101H111ZM135 103V104H136ZM223 103V102H222ZM248 103H250V102H248ZM258 103V102H257ZM25 104V103H24ZM42 104V103H41ZM75 104V103H74ZM116 104V103H115ZM126 104V103H125ZM128 104V103H127ZM126 104V105H127ZM129 104V105H130ZM224 104V103H223ZM245 104V103H244ZM243 104V105H244ZM9 105V104H8ZM7 105V106H8ZM11 105V104H10ZM27 105V104H26ZM26 105H24V106H26ZM38 105V104H37ZM82 105V104H81ZM109 105H110V103H109ZM113 105V104H112ZM124 105V104H123ZM137 105V104H136ZM18 106H20L19 104H18ZM22 106V105H21ZM31 105H29V107H30ZM41 106V105H40ZM62 106H64V105H62ZM69 106V105H68ZM115 106V105H114ZM135 106V105H134ZM138 106V105H137ZM138 106V107H139ZM220 106H221V104H220ZM241 106V105H240ZM11 107V106H10ZM16 107V106H15ZM28 106H27V109L29 108ZM113 107V106H112ZM219 107V106H218ZM222 107V106H221ZM248 107V106H247ZM251 107H252V105H251ZM256 107V106H255ZM1 108V107H0ZM3 108V107H2ZM1 108V109H2ZM6 108V107H5ZM8 108H9V106H8ZM12 108V107H11ZM11 108H10V110H11ZM18 108V107H17ZM36 108H37V106H36ZM52 108V107H51ZM93 108V107H92ZM97 108V107H96ZM119 108V107H118ZM228 108H230V107H228ZM232 108V107H231ZM234 108V107H233ZM53 109V108H52ZM68 109V108H67ZM71 109V108H70ZM100 109V108H99ZM107 109V108H106ZM136 109H137V107H136ZM237 109V108H236ZM3 110V109H2ZM6 110V109H5ZM8 110V109H7ZM13 110H14V108H13ZM16 110V109H15ZM14 110V111H15ZM30 110V109H29ZM38 110H39V108H38ZM38 110H37V112H38ZM75 110V109H74ZM90 110V109H89ZM100 110H102V109H100ZM116 110V109H115ZM128 110H129V108H128ZM177 110V109H176ZM177 110V111H178ZM223 110H224V108H223ZM240 110V109H239ZM252 110V109H251ZM257 110V109H256ZM72 111V110H71ZM126 111V110H125ZM258 111V110H257ZM3 112V111H2ZM12 112V114L14 113L13 111H11ZM19 112V111H18ZM24 112V111H23ZM28 112V111H27ZM36 112V113H37ZM43 112V111H42ZM49 112V111H48ZM74 112V111H73ZM129 112V111H128ZM138 112V111H137ZM219 112H221V111H219ZM261 112V111H260ZM1 113V112H0ZM4 113V112H3ZM6 113V112H5ZM8 113H9V111H8ZM45 113V112H44ZM102 113H103V111H102ZM119 113V112H118ZM141 113V112H140ZM165 113V114H166ZM170 113H171V111H170ZM169 113V114H170ZM175 112H173V113H171L172 115L174 114ZM232 113V112H231ZM2 114V113H1ZM10 114V113H9ZM81 114V113H80ZM101 114V113H100ZM106 114V113H105ZM124 114V113H123ZM165 114H163L164 116H165ZM223 114V113H222ZM264 114V113H263ZM6 115V114H5ZM5 115H2L3 117L5 116ZM29 115H30V113H29ZM49 115V114H48ZM69 115V114H68ZM104 115V114H103ZM144 115V116H145ZM167 115V114H166ZM182 115V114H181ZM221 115V114H220ZM229 115V114H228ZM1 116V115H0ZM67 116V115H66ZM83 116V115H82ZM141 116H143V115H141ZM148 116V117H149ZM163 116V117H164ZM216 116V115H215ZM3 117H2V119H3ZM22 117V116H21ZM37 117V116H36ZM53 117H56V116H54L53 115ZM63 117V116H62ZM80 117V116H79ZM125 117V116H124ZM132 117H134V116H132ZM161 117V116H160ZM162 117V118H163ZM177 117V116H176ZM175 117V118H176ZM254 117H255V115H254ZM43 118V117H42ZM64 118V117H63ZM71 118V117H70ZM83 118V117H82ZM142 118V117H141ZM145 118H146V116H145ZM150 118V117H149ZM161 118V119H162ZM166 118H167V116H166ZM169 118V117H168ZM167 118V119H168ZM173 118V117H172ZM175 118H174V120H175ZM218 118V117H217ZM225 118V117H224ZM226 118H227V116H226ZM240 118V117H239ZM26 119V118H25ZM159 119V118H158ZM179 119V118H178ZM183 119V118H182ZM181 119V120H182ZM194 119H192L191 118V120H194ZM255 119V118H254ZM10 120V119H9ZM29 120V119H28ZM35 120V119H34ZM60 120V119H59ZM81 120V119H80ZM91 120V119H90ZM116 120V119H115ZM134 120H136V119H134ZM141 120V119H140ZM148 120V119H147ZM150 120V119H149ZM180 120V121H181ZM185 121H187L188 122V120L185 118L184 119ZM184 120H182V122H184ZM190 120V119H189ZM216 120V119H215ZM225 120V119H224ZM235 120V119H234ZM44 121V120H43ZM130 121V120H129ZM165 121V120H164ZM172 121V120H171ZM171 121H169V122H171ZM176 121V120H175ZM179 120H177L176 122H178ZM195 121V120H194ZM196 121H199L198 119L196 120ZM201 121V120H200ZM199 121V122H200ZM232 121V120H231ZM238 121V120H237ZM251 121V120H250ZM256 121V120H255ZM121 122V121H120ZM123 122V121H122ZM153 122V121H152ZM158 122V121H157ZM156 122V123H157ZM161 122V121H160ZM181 122V123H182ZM189 122H192V121H189ZM230 122V121H229ZM241 122V121H240ZM247 122V121H246ZM10 123V122H9ZM51 123V122H50ZM105 123V122H104ZM139 123H141V122H139ZM147 123H148V121H147ZM167 123V122H166ZM197 123V122H196ZM202 123V122H201ZM233 123H235V122H233ZM237 123V122H236ZM56 124V123H55ZM106 124V123H105ZM131 124V123H130ZM129 124V125H130ZM159 124V123H158ZM189 124V123H188ZM191 124V123H190ZM195 124V123H194ZM204 124V123H203ZM212 124V123H211ZM214 124H216L217 125V123H214ZM225 124H227V123H225ZM228 124H230V123H228ZM240 124H242V123H240ZM28 125V124H27ZM92 125V124H91ZM144 125H146L145 123H144ZM176 125V124H175ZM173 123H172V126H175ZM181 125V124H180ZM192 125H193V122H192ZM196 125V124H195ZM222 125V123L220 124V126ZM233 125V124H232ZM245 125V124H244ZM14 126V125H13ZM48 126H49V124H48ZM54 126V125H53ZM90 126V125H89ZM109 126V125H108ZM128 126V125H127ZM131 126V125H130ZM149 126V125H148ZM185 126V125H184ZM191 126V125H190ZM200 126V125H199ZM211 126V125H210ZM219 126V127H220ZM226 126L227 125H225L224 127L226 128ZM264 126V125H263ZM26 127V126H25ZM32 127V126H31ZM30 127V128H31ZM40 127V126H39ZM38 127V128H39ZM154 127V126H153ZM179 127V126H178ZM183 127V126H182ZM214 127V126H213ZM216 127H218V126H216ZM223 127V128H224ZM231 127H233V126H231ZM230 127V128H231ZM236 127V126H235ZM12 128H14V127H12ZM37 128V129H38ZM72 128H74V127H72ZM123 128V127H122ZM146 128V127H145ZM181 128V127H180ZM198 128V127H197ZM203 128V127H202ZM208 128H209V126H208ZM234 128V127H233ZM243 128V127H242ZM44 129H46V128H44ZM57 129V128H56ZM89 129V128H88ZM97 129V128H96ZM116 129V128H115ZM172 129V128H171ZM188 129H189V127H188ZM192 129V128H191ZM194 129V128H193ZM199 129V128H198ZM205 129V128H204ZM216 129H218V128H216ZM239 129V128H238ZM0 130H1V128H0ZM3 130V129H2ZM49 130H50V128H49ZM62 130V129H61ZM65 130V129H64ZM74 130V129H73ZM123 130H125V129H123ZM138 130V129H137ZM158 130V129H157ZM176 130V129H175ZM187 130V129H186ZM202 130V129H201ZM200 130V131H201ZM233 130V129H232ZM27 131V130H26ZM71 131V130H70ZM95 131V130H94ZM118 131V130H117ZM171 131H173V130H171ZM170 131V132H171ZM195 131V130H194ZM209 131V130H208ZM219 131V130H218ZM222 131H224V130H222ZM228 131V130H227ZM226 131V132H227ZM239 132H240V130H238ZM237 131V132H238ZM3 132V131H2ZM16 132H17V130H16ZM33 132V131H32ZM46 132V131H45ZM102 132V131H101ZM104 132V131H103ZM122 132V131H121ZM174 132V131H173ZM190 132H191V130H190ZM207 132V131H206ZM212 132V131H211ZM230 132V131H229ZM236 132V131H235ZM257 132V131H256ZM6 133V132H5ZM4 133V134H5ZM20 133V132H19ZM25 133V132H24ZM51 133V132H50ZM70 133V132H69ZM110 133V132H109ZM117 133V132H116ZM129 133V132H128ZM176 133V132H175ZM186 133H188V132H186ZM195 133H196V131H195ZM200 133V132H199ZM217 133V132H216ZM258 133V132H257ZM8 134V133H7ZM11 134V133H10ZM38 134H40L39 132H38ZM45 134H48L47 132L45 133ZM73 134V133H72ZM161 134V133H160ZM171 133H169V135H170ZM193 134V133H192ZM207 134V133H206ZM215 134V133H214ZM218 134H220V132L218 133ZM19 135H21V134H19ZM52 135V134H51ZM89 135V134H88ZM172 135V134H171ZM176 135H177V133H176ZM181 135V134H180ZM194 135V134H193ZM204 135V134H203ZM216 135V134H215ZM220 135H222V133L220 134ZM228 135V134H227ZM231 135V134H230ZM233 135V134H232ZM263 135V134H262ZM3 136V135H2ZM12 136V135H11ZM63 136V135H62ZM61 136V137H62ZM136 136V135H135ZM144 136V135H143ZM157 136V135H156ZM183 136V135H182ZM192 136V135H191ZM210 136H213V135H210ZM25 137V136H24ZM111 137V136H110ZM145 137V136H144ZM143 137V138H144ZM157 137H159V136H157ZM165 137V136H164ZM205 137V136H204ZM207 137V136H206ZM209 137V136H208ZM2 138V137H1ZM7 138V137H6ZM10 138V137H9ZM49 138H50V136H49ZM152 138V137H151ZM161 138V137H160ZM163 138V137H162ZM166 138V137H165ZM211 138V137H210ZM214 138V137H213ZM217 138V137H216ZM222 138V137H221ZM43 139V138H42ZM60 139V138H59ZM120 139V138H119ZM122 139V138H121ZM145 139V138H144ZM179 139V138H178ZM189 139V138H188ZM195 139H197V138H195ZM208 139V138H207ZM218 139V138H217ZM246 139V138H245ZM259 139V138H258ZM10 140H11V138H10ZM26 140V139H25ZM24 140V141H25ZM64 140V139H63ZM139 140V139H138ZM211 140V139H210ZM240 140V139H239ZM37 141V140H36ZM50 141V140H49ZM78 141V140H77ZM148 141V140H147ZM168 141H169V139H168ZM233 141V140H232ZM18 142V141H17ZM23 142V141H22ZM22 142H20V143H22ZM54 142V141H53ZM130 142V141H129ZM144 142V141H143ZM150 142V141H149ZM165 142V141H164ZM167 142V141H166ZM175 142V141H174ZM204 142V141H203ZM212 142H214V141H212ZM216 142V141H215ZM218 142V141H217ZM103 143V142H102ZM123 143V142H122ZM124 143H125V141H124ZM128 143V142H127ZM171 143H172V141H171ZM181 143V142H180ZM198 143V142H197ZM211 143V142H210ZM240 143H241V141H240ZM3 144V143H2ZM64 144V143H63ZM69 144V143H68ZM74 144V143H73ZM121 144V143H120ZM132 144V143H131ZM130 144V145H131ZM163 144V143H162ZM170 144V143H169ZM177 144V143H176ZM183 144V143H182ZM193 144H194V142H193ZM235 144V143H234ZM10 145V144H9ZM50 145V144H49ZM85 145V144H84ZM129 145V146H130ZM150 145V144H149ZM152 145V144H151ZM150 145V146H151ZM154 145V144H153ZM174 145V144H173ZM224 145V144H223ZM245 145V144H244ZM19 146V145H18ZM45 146H47V145H45ZM67 146V145H66ZM81 146H82V144H81ZM136 146V145H135ZM134 146V147H135ZM138 146V145H137ZM195 146H198V145H195ZM201 146V145H200ZM30 147V146H29ZM37 147V146H36ZM52 147H54V146H52ZM68 147V146H67ZM110 147V146H109ZM154 147V146H153ZM176 147V146H175ZM187 147V146H186ZM212 147V146H211ZM210 147V148H211ZM1 148V147H0ZM9 148V147H8ZM19 148V147H18ZM23 148V147H22ZM32 148V147H31ZM70 148H71V145H70ZM87 148V147H86ZM122 148V147H121ZM148 148V147H147ZM27 149V148H26ZM33 149V148H32ZM57 149V148H56ZM55 149V150H56ZM144 149V148H143ZM158 149H159V147H158ZM176 149V148H175ZM180 149V148H179ZM190 149V148H189ZM188 149V150H189ZM192 149V148H191ZM197 149V148H196ZM5 150V149H4ZM21 150V149H20ZM28 150V149H27ZM35 150V149H34ZM61 150V149H60ZM75 150V149H74ZM105 150V149H104ZM154 150V149H153ZM201 150V149H200ZM229 150V149H228ZM7 151V150H6ZM47 151V150H46ZM57 151V150H56ZM80 151V150H79ZM125 151V150H124ZM170 151V150H169ZM208 151V150H207ZM218 151V150H217ZM216 151V152H217ZM11 152V151H10ZM33 152V151H32ZM39 152V151H38ZM41 152H42V150H41ZM136 152V151H135ZM157 152V151H156ZM202 152V151H201ZM212 152V151H211ZM25 152L23 151V154H24ZM59 153H61V152H59ZM71 153H72V151H71ZM87 153V152H86ZM85 153V154H86ZM89 153V152H88ZM115 153V152H114ZM132 153V152H131ZM180 153H182V152H180ZM179 153V154H180ZM187 153V152H186ZM193 153V152H192ZM209 153H210V151H209ZM21 154V153H20ZM65 154V153H64ZM90 154V153H89ZM171 153H169V155H170ZM183 154V153H182ZM196 154V153H195ZM204 154V153H203ZM223 154V153H222ZM61 155V154H60ZM99 155V154H98ZM107 155V154H106ZM184 155V154H183ZM182 155V156H183ZM188 155V154H187ZM209 155V154H208ZM12 156V155H11ZM27 156V155H26ZM52 156V155H51ZM58 156V155H57ZM64 156V155H63ZM84 156V155H83ZM83 156H81V157H83ZM112 156V155H111ZM115 156H117V155H115ZM126 156H127V154H126ZM181 156V155H180ZM185 156V155H184ZM3 157V156H2ZM23 157V156H22ZM31 157V156H30ZM66 157V156H65ZM73 157V156H72ZM171 157V156H170ZM203 157H205V155L203 156ZM251 157V156H250ZM4 158V157H3ZM50 158V157H49ZM56 158V157H55ZM60 158V157H59ZM100 158V157H99ZM127 158H129V157H127ZM151 158H153V157H151ZM180 158V157H179ZM200 158V157H199ZM210 158V157H209ZM221 158V157H220ZM23 159V158H22ZM29 159V158H28ZM46 159H47V157H46ZM91 159H92V157H91ZM178 159V158H177ZM208 159V158H207ZM213 159V158H212ZM230 159V158H229ZM43 160V159H42ZM63 160V159H62ZM80 160V159H79ZM116 160V159H115ZM163 160H165V159H163ZM176 160V159H175ZM250 160V159H249ZM262 160V159H261ZM5 161V160H4ZM21 161V160H20ZM28 161V160H27ZM36 161V160H35ZM53 161H55V160H53ZM67 161V160H66ZM81 161H82V159H81ZM92 161V160H91ZM90 161V162H91ZM99 161V160H98ZM132 161V160H131ZM166 161H167V159H166ZM172 161V160H171ZM199 161V160H198ZM215 161V160H214ZM224 161H225V159H224ZM1 162V161H0ZM30 162V161H29ZM45 162H46V160H45ZM49 162V161H48ZM95 162V161H94ZM102 162V161H101ZM181 162V161H180ZM187 162V161H186ZM192 162V161H191ZM190 162V163H191ZM204 162V161H203ZM237 162L239 163V161L237 160ZM27 163V162H26ZM59 163V162H58ZM82 163V162H81ZM88 163V162H87ZM97 163V162H96ZM116 163H117V161H116ZM147 163V162H146ZM198 163V162H197ZM243 163V162H242ZM10 164V163H9ZM45 164V163H44ZM50 164V163H49ZM63 164V163H62ZM20 165H21V162H20ZM72 165H74V164H71V167H72ZM76 165V164H75ZM78 165H79V163H78ZM87 165V164H86ZM105 165V164H104ZM103 165V166H104ZM245 165V164H244ZM250 165H251V162H250ZM3 166H5V165H3ZM2 166V167H3ZM16 166V165H15ZM24 166V165H23ZM48 166V165H47ZM252 166V165H251ZM254 166V165H253ZM6 167H7V165H6ZM35 167H36V165H35ZM39 167H40V165H39ZM41 167H43V166H41ZM55 167V166H54ZM78 167V166H77ZM80 167V166H79ZM102 167V166H101ZM1 168V167H0ZM5 168V167H4ZM37 168V167H36ZM35 168V169H36ZM44 168V167H43ZM42 168V169H43ZM46 168V167H45ZM62 168H63V166H62ZM81 168V167H80ZM112 168V167H111ZM224 168V167H223ZM241 168V167H240ZM246 168V167H245ZM247 168H249V167H247ZM57 169H58V167H57ZM60 169V168H59ZM67 169V168H66ZM65 169V170H66ZM71 169V168H70ZM83 169V168H82ZM104 169H106V168H104ZM116 169H118V168H116ZM235 169V168H234ZM7 170V169H6ZM68 170V169H67ZM66 170V171H67ZM141 170V169H140ZM199 170V169H198ZM251 170V169H250ZM24 171V170H23ZM26 171V170H25ZM63 171V170H62ZM75 171V170H74ZM83 170H81V171H77V173L78 172H82ZM88 171V170H87ZM97 171V170H96ZM109 171V170H108ZM168 171V170H167ZM214 171V170H213ZM3 172V171H2ZM38 172V171H37ZM55 172V171H54ZM28 173V172H27ZM46 173V172H45ZM53 173V172H52ZM58 173H60V172H58ZM67 173V172H66ZM69 173V172H68ZM73 173V172H72ZM84 173V172H83ZM3 174V173H2ZM35 174V173H34ZM106 174V173H105ZM115 174V173H114ZM181 174V173H180ZM263 174V173H262ZM24 175V174H23ZM33 175V174H32ZM31 175V176H32ZM42 175H43V173H42ZM74 175V174H73ZM96 175H98V174H96ZM120 175V174H119ZM175 175V174H174ZM255 175V174H254ZM5 176H7V178H8V175H5ZM11 176H13V175H11ZM47 176H49V173H48V175ZM54 176V175H53ZM76 176V175H75ZM110 176V175H109ZM183 176V175H182ZM249 176V175H248ZM259 176V175H258ZM264 176V175H263ZM26 177V176H25ZM29 177H30V175H29ZM61 177V176H60ZM83 177V176H82ZM104 177V176H103ZM115 177V176H114ZM156 177V176H155ZM205 177V176H204ZM5 178V177H4ZM42 178H44V177H42ZM53 180H54V178H55V176L54 177H51ZM117 178V177H116ZM28 179V178H27ZM45 179V178H44ZM43 179V180H44ZM47 179V178H46ZM59 179H61V178H59ZM168 179V178H167ZM10 180V179H9ZM40 180V179H39ZM65 180V179H64ZM73 180V179H72ZM255 180V179H254ZM42 181V180H41ZM44 181H46V180H44ZM51 181V180H50ZM48 182V183H52V182ZM55 181V180H54ZM68 181V180H67ZM86 181V180H85ZM119 181V180H118ZM121 181V180H120ZM175 181V180H174ZM185 181V180H184ZM35 182H36V184L38 183V181H36V179H35ZM35 182H34V179L33 180H29V181H27L26 180V182H24L23 181V183H20V182H18L19 184L17 185L18 187L16 188V194H17V196L16 197H19V199L21 200V201H23V203H27L28 204V206H29V208H30V210H28V211H31L33 214H35V215H38L39 216V224L41 225V227H45L47 230L48 229H50V230H48V231H51V228L53 227V226H57V223L60 221V220H62V219H64L65 218V216L66 215H64L62 212H61V210H60V208L58 207V209H56V210H51L49 207H48V205H47V203H46V197H47V194L45 193L46 191H42L41 189H40V187H38V186H36L35 187ZM43 182V181H42ZM57 182V181H56ZM69 182V181H68ZM87 182V181H86ZM113 182V181H112ZM126 182V181H125ZM176 182V181H175ZM174 182V184H176ZM17 183V182H16ZM59 183V182H58ZM75 183V182H74ZM84 183V182H83ZM121 183V182H120ZM170 183V182H169ZM43 184V183H42ZM85 184V183H84ZM83 184V185H84ZM86 184H88V185H94V184H92V182L91 183H86ZM44 185V184H43ZM70 185V184H69ZM74 185V184H73ZM87 185V186H88ZM100 185H102L101 184V182H100ZM108 185V184H107ZM104 186V185H103ZM102 186V187H103ZM116 186V185H115ZM58 187V186H57ZM64 187V186H63ZM77 187V186H76ZM75 186H73V188L75 189L76 188ZM127 187V186H126ZM131 187V186H130ZM87 188V187H86ZM93 188V187H92ZM95 188H97V187H95ZM250 188V187H249ZM9 189V188H8ZM49 189V188H48ZM56 189V188H55ZM73 189V190H74ZM94 189V188H93ZM92 189V190H93ZM97 189H99V186H98V188ZM103 189H104V187H103ZM50 191H51V189H49ZM80 190V189H79ZM82 190V189H81ZM92 190H90V191H92ZM110 190V189H109ZM169 190H171L172 191V189H169ZM179 190V189H178ZM177 190V191H178ZM8 191V190H7ZM12 191V190H11ZM15 191V190H14ZM55 191V190H54ZM86 191V190H85ZM90 191L88 192V193H90ZM98 191V190H97ZM100 191V190H99ZM120 191V190H119ZM154 191V190H153ZM174 191V190H173ZM13 192V191H12ZM87 192V191H86ZM255 192V191H254ZM9 193V192H8ZM61 193H62V191H61ZM66 193V192H65ZM73 193V192H72ZM87 193V194H88ZM120 193H121V191H120ZM176 194H177V192H175ZM237 193V192H236ZM239 193H241V192H239ZM12 193H10V195H11ZM50 194V193H49ZM55 194V193H54ZM69 194V193H68ZM80 193L78 192V190L77 191H74V193H73V196L75 195L76 197L77 196H80L79 195ZM83 194H85V193H82L81 192V195H83ZM98 194V193H97ZM59 195V194H58ZM64 195V194H63ZM95 195H96V193H95ZM108 195V194H107ZM2 196V195H1ZM15 196V195H14ZM51 195H49V197H50ZM72 196V197H73ZM90 197H92V195H89ZM88 195H86V197H89ZM100 196V195H99ZM99 196H98V198H99ZM104 196V195H103ZM114 196V195H113ZM129 196V195H128ZM151 196V195H150ZM179 196V195H178ZM16 197H14V198H16ZM54 197V196H53ZM69 197V196H68ZM71 197V198H72ZM94 197V196H93ZM111 197V196H110ZM73 198H75V197H73ZM81 198H82V196H81ZM1 199H3V198H1ZM51 199H53V198H51ZM59 199V198H58ZM66 199V198H65ZM68 199V198H67ZM78 199V198H77ZM80 199V198H79ZM87 199V198H86ZM114 199V198H113ZM178 199V198H177ZM143 200V199H142ZM151 200V199H150ZM12 201H13V199H12ZM68 201V200H67ZM102 201V200H101ZM110 201V200H109ZM120 201V200H119ZM123 201V200H122ZM152 201V200H151ZM179 201V200H178ZM259 201V200H258ZM2 202V201H1ZM54 202V201H53ZM63 202V201H62ZM72 202V201H71ZM79 202V201H78ZM89 202V201H88ZM20 203V202H19ZM51 203V202H50ZM54 203H56V202H54ZM53 203V204H54ZM24 205V204H23ZM59 205V204H58ZM73 205H75V204H73ZM95 205V204H94ZM80 206V205H79ZM86 206V205H85ZM22 208H24V207H22ZM29 208H27V209H29ZM63 208V207H62ZM74 208V207H73ZM94 208V207H93ZM93 208H92V210H93ZM97 208V207H96ZM103 208V207H102ZM108 208V207H107ZM127 208V207H126ZM14 209V208H13ZM26 209V208H25ZM26 209V210H27ZM76 209V208H75ZM83 209V208H82ZM99 209V208H98ZM131 209V208H130ZM139 209V208H138ZM256 209V208H255ZM63 210V209H62ZM14 211V210H13ZM66 211V214H68L67 215V217H70L71 215H72V210H70V209H67V210H65ZM94 211H95V209H94ZM118 211V210H117ZM122 211V210H121ZM138 211V210H137ZM124 212V211H123ZM129 212H131V211H129ZM100 213V212H99ZM113 213V212H112ZM122 213V212H121ZM12 214V213H11ZM29 214V213H28ZM136 214H137V212H136ZM31 215V214H30ZM104 215V214H103ZM128 215V214H127ZM16 216V215H15ZM135 216V215H134ZM35 217V216H34ZM72 217V216H71ZM79 217V216H78ZM101 217V216H100ZM127 217V216H126ZM144 217V216H143ZM13 218V217H12ZM11 218V219H12ZM22 218V217H21ZM33 218V217H32ZM106 218V217H105ZM131 218H132V215H131ZM152 218V217H151ZM169 218V217H168ZM72 219V218H71ZM99 219V218H98ZM124 219V218H123ZM130 219V218H129ZM137 219H139V222H140V218H137ZM146 219V218H145ZM144 219V220H145ZM165 219V218H164ZM175 219H176V217H175ZM244 219V218H243ZM37 220V219H36ZM80 220V219H79ZM85 220V219H84ZM89 220V219H88ZM92 220V219H91ZM90 220V221H91ZM100 220V219H99ZM99 220H98V222H99ZM103 220V219H102ZM119 220V219H118ZM134 220V219H133ZM143 220V221H144ZM148 221H149V219H147ZM181 220V219H180ZM180 220L178 221V222H180ZM27 221V220H26ZM30 221V220H29ZM67 221V220H66ZM95 221V220H94ZM101 221V220H100ZM108 221V220H107ZM110 221V220H109ZM112 221V220H111ZM131 221V220H130ZM151 221V220H150ZM149 221V222H150ZM35 222V221H34ZM85 221H83V223H84ZM167 222V221H166ZM169 222V221H168ZM235 222H236V220H235ZM245 222V221H244ZM27 223V222H26ZM33 223V222H32ZM61 223V222H60ZM60 223H59V227H60ZM89 223V222H88ZM109 223V222H108ZM117 223V222H116ZM129 223V222H128ZM138 223V222H137ZM143 223V222H142ZM182 223V222H181ZM20 224V223H19ZM105 224V223H104ZM126 224H127V222H126ZM139 224V223H138ZM141 224V223H140ZM145 224V223H144ZM146 224H147V222H146ZM145 224V225H146ZM150 224V223H149ZM160 224V223H159ZM14 225V224H13ZM33 225V224H32ZM36 225V224H35ZM73 225V224H72ZM79 225V224H78ZM90 225V224H89ZM129 225V224H128ZM127 225V226H128ZM134 225V224H133ZM133 225H131L130 224V226H133ZM145 225H143V226H145ZM165 225V224H164ZM180 225H183V224H180ZM238 225V224H237ZM2 226V225H1ZM34 226V225H33ZM39 226V225H38ZM74 226V225H73ZM97 226V225H96ZM115 226V225H114ZM117 226V225H116ZM172 226H174V225H172ZM197 226V225H196ZM199 226V225H198ZM40 227V226H39ZM38 227V228H39ZM138 227H140V225L138 226ZM152 227V226H151ZM153 227H154V225H153ZM166 227V226H165ZM183 227V226H182ZM181 227V228H182ZM3 228V227H2ZM27 228V227H26ZM37 228V227H36ZM66 228V227H65ZM86 228V227H85ZM127 228V227H126ZM135 228V226L133 227V229ZM148 228V227H147ZM146 228V229H147ZM149 228H150V226H149ZM162 228H163V225H162ZM171 228V227H170ZM174 228V227H173ZM185 228V227H184ZM193 228V227H192ZM34 229V228H33ZM44 229V228H43ZM42 229V230H43ZM53 229V231H54V228H52ZM62 229V228H61ZM74 229V228H73ZM97 229V228H96ZM99 230H100V228H98ZM98 229H97V231H98ZM113 229V228H112ZM155 229V228H154ZM154 229H152L151 231H149L148 232V235L145 233V235H143L142 237H145V239L148 241V239L149 240H151V241H153L154 242V244H155V247H154V249H146V250H144V251H137V252H135V253H133V254H126V253H124V252H126V251H124V252H122V250H125V249H122L121 251H120V249H117V247H114V249L116 248V254H114V256H112L111 258H109V260H107V261H105L103 264H175L173 261H174V259H175V256H173V253H175V252H173V253H171V251H168L169 249H167L168 248V246H166L168 243V240H165L161 235H159L157 232H156V230H154ZM156 229H157V227H156ZM167 229H168V227H167ZM172 229V228H171ZM190 228H188V230H189ZM24 230V229H23ZM27 230V229H26ZM39 230H40V228H39ZM47 230H45V231H47ZM120 230V229H119ZM200 230V229H199ZM204 230V229H203ZM25 231V230H24ZM38 231V230H37ZM41 231V230H40ZM39 231V232H40ZM45 231H43V232H45ZM83 231H84V229H83ZM133 231V230H132ZM143 231H144V229H143ZM161 231V230H160ZM163 232L165 231V230H162ZM168 231V230H167ZM175 232H176V230H174ZM186 231V230H185ZM195 231V230H194ZM247 230H245V232H246ZM6 232V231H5ZM15 232V231H14ZM81 232V231H80ZM79 232V233H80ZM114 232V231H113ZM135 232V231H134ZM171 232V231H170ZM181 232H183L182 231V229H181ZM180 232V233H181ZM198 232V231H197ZM17 233V232H16ZM28 233V232H27ZM41 233H42V231H41ZM46 233V232H45ZM47 233H49V232H47ZM60 233V232H59ZM58 233V234H59ZM69 233V232H68ZM86 233V232H85ZM91 233V232H90ZM99 233V232H98ZM102 233V232H101ZM124 233V232H123ZM137 233V232H136ZM140 233V232H139ZM142 233V232H141ZM185 233V232H184ZM191 233L193 234V232L191 231ZM2 234V233H1ZM22 234H23V232H22ZM29 234V233H28ZM52 234V233H51ZM67 234V233H66ZM83 234V233H82ZM117 234V233H116ZM119 234V233H118ZM138 234V233H137ZM144 234V233H143ZM172 234V233H171ZM176 234V233H175ZM188 234V233H187ZM199 234H201V233H199ZM203 234V233H202ZM5 235V234H4ZM8 235H10V234H8ZM61 235V234H60ZM60 235H58V236H60ZM123 235V234H122ZM130 235H131V233H130ZM170 235V234H169ZM177 235V234H176ZM194 235V234H193ZM20 236V235H19ZM32 236V235H31ZM48 236V235H47ZM64 236V235H63ZM91 236V235H90ZM99 236V235H98ZM101 236V235H100ZM111 236V235H110ZM118 236V235H117ZM128 236V235H127ZM138 236H140V235H138ZM165 236V235H164ZM167 236V235H166ZM177 236H179V235H177ZM184 236V235H183ZM189 236V235H188ZM187 236V237H188ZM201 236V235H200ZM241 236H244V235H241ZM104 237V236H103ZM109 237V236H108ZM141 237V238H142ZM182 237V236H181ZM186 237V238H187ZM193 237H195V236H193ZM199 237V236H198ZM218 237V236H217ZM15 238V237H14ZM21 238V237H20ZM44 238V237H43ZM52 238V237H51ZM56 238V237H55ZM74 238V237H73ZM77 238V237H76ZM92 238V237H91ZM101 238V237H100ZM140 238V239H141ZM168 238V237H167ZM184 238V237H183ZM214 238V237H213ZM219 238V237H218ZM2 239V238H1ZM26 239V238H25ZM69 239V238H68ZM128 239V238H127ZM144 239V240H145ZM182 238H180V240H181ZM190 239H191V236H190ZM190 239H189V241H190ZM193 239V238H192ZM196 239H197V237H196ZM201 239V238H200ZM204 239V238H203ZM202 239V240H203ZM207 239V238H206ZM211 239V238H210ZM221 239V238H220ZM247 239V238H246ZM9 240V239H8ZM13 240V239H12ZM47 240V239H46ZM104 240V239H103ZM107 239H105V241H106ZM113 240V239H112ZM126 240V239H125ZM143 240V239H142ZM172 240V239H171ZM184 240V239H183ZM214 240V239H213ZM212 240V241H213ZM226 240V239H225ZM33 241V240H32ZM38 241V240H37ZM36 241V242H37ZM42 241V240H41ZM53 241V240H52ZM97 241V240H96ZM120 241V240H119ZM133 241V240H132ZM141 241V240H140ZM150 241V242H151ZM185 241V240H184ZM215 241V240H214ZM3 242V241H2ZM74 242H76V241H74ZM82 242V241H81ZM88 242H89V239H88ZM149 242V241H148ZM147 242V243H148ZM179 242V241H178ZM200 242V241H199ZM203 242V241H202ZM15 243V242H14ZM22 243V242H21ZM35 243V242H34ZM61 243V242H60ZM101 243V242H100ZM141 243V242H140ZM146 243V242H145ZM175 243V242H174ZM176 243H177V241H176ZM187 243V242H186ZM185 243V244H186ZM40 244V243H39ZM41 244H43V243H41ZM56 244H58V243H56ZM64 244V243H63ZM68 244V243H67ZM76 244V243H75ZM80 244V243H79ZM96 244V243H95ZM94 244V245H95ZM180 244V243H179ZM184 244V243H183ZM182 244V245H183ZM188 244V243H187ZM190 244V243H189ZM19 245V244H18ZM21 245V244H20ZM31 245V244H30ZM46 245V244H45ZM104 245V244H103ZM129 245V244H128ZM149 245H151V244H149ZM171 244L169 243V246H170ZM181 245V244H180ZM193 245V244H192ZM205 245H207V244H205ZM216 245V244H215ZM214 245V246H215ZM28 246V245H27ZM36 246V245H35ZM81 246V245H80ZM115 246H117V245H115ZM120 246V245H119ZM131 246V245H130ZM142 246V245H141ZM175 246V245H174ZM191 245H189V247H190ZM208 246V245H207ZM213 246V247H214ZM218 246V245H217ZM220 246V245H219ZM5 247V246H4ZM29 247V246H28ZM57 247V246H56ZM64 247V246H63ZM67 247V246H66ZM97 247V246H96ZM109 247V246H108ZM125 247V246H124ZM143 247V246H142ZM148 247V246H147ZM173 247V246H172ZM187 247V246H186ZM185 247V248H186ZM198 247V246H197ZM196 247V248H197ZM216 247V246H215ZM221 247V246H220ZM13 248V247H12ZM65 248V247H64ZM70 248V247H69ZM87 248V247H86ZM85 248V249H86ZM99 248V247H98ZM126 248V247H125ZM136 248V247H135ZM153 248V247H152ZM175 247H173V249H174ZM176 248H179V247H176ZM184 248V249H185ZM206 248V247H205ZM3 249V248H2ZM15 249V248H14ZM17 249V248H16ZM35 249V248H34ZM40 249V248H39ZM106 249V248H105ZM127 249H129V248H127ZM172 249V248H171ZM170 249V250H171ZM188 249V248H187ZM209 249V248H208ZM23 250V249H22ZM49 250V249H48ZM47 250V251H48ZM77 250V249H76ZM109 250V249H108ZM132 250H133V248H132ZM140 250V249H139ZM180 250V249H179ZM178 250V251H179ZM186 250V249H185ZM184 250V251H185ZM11 251V250H10ZM30 251V250H29ZM61 251V250H60ZM63 251V250H62ZM73 251V250H72ZM82 251V250H81ZM86 251V250H85ZM128 251V250H127ZM176 251V250H175ZM183 251V250H182ZM196 251V250H195ZM40 252V251H39ZM68 252V251H67ZM75 252V251H74ZM181 252V251H180ZM180 252H178V253H180ZM197 252V251H196ZM45 253V252H44ZM63 253V252H62ZM112 253V252H111ZM128 253V252H127ZM191 253V252H190ZM40 254V253H39ZM58 254H59V252H58ZM73 254V253H72ZM104 254H106V253H104ZM108 254V253H107ZM196 254V253H195ZM200 254V253H199ZM262 254H263V252H262ZM25 255V254H24ZM35 255V254H34ZM60 255V254H59ZM85 255V254H84ZM84 255H83V257H84ZM111 255V254H110ZM190 255V254H189ZM13 256H15V255H13ZM12 256V257H13ZM19 256H20V254H19ZM69 256V255H68ZM100 256V255H99ZM196 256V255H195ZM11 257V256H10ZM11 257V258H12ZM54 257V256H53ZM89 257V256H88ZM87 257V258H88ZM177 257V256H176ZM203 257V256H202ZM10 258V259H11ZM20 258V257H19ZM31 258H33V257H31ZM55 258V257H54ZM67 258V257H66ZM190 258V257H189ZM192 258V257H191ZM194 258V257H193ZM207 258V257H206ZM5 259V258H4ZM25 259H26V257H25ZM41 259V258H40ZM56 259V258H55ZM69 259V258H68ZM204 259V258H203ZM16 260V259H15ZM57 260V259H56ZM59 261H61V259L59 258L58 259ZM87 260H89V259H87ZM176 260V259H175ZM178 260H180L179 259V257H178ZM191 260V259H190ZM6 261V260H5ZM14 261V260H13ZM17 261V260H16ZM24 261V260H23ZM27 261H29V260H27ZM46 261V260H45ZM44 261V262H45ZM80 261V260H79ZM91 261V260H90ZM93 261V260H92ZM185 261H186V258H185ZM193 261H196V259L195 260H193ZM198 261V260H197ZM204 261V260H203ZM208 261V260H207ZM20 262V261H19ZM53 262V261H52ZM55 262V261H54ZM176 262V261H175ZM187 262V261H186ZM199 262V261H198ZM16 263V262H15ZM30 263V262H29ZM38 263V262H37ZM49 263V262H48ZM47 263V264H48ZM67 263V262H66ZM78 263V262H77ZM179 263V262H178ZM177 263V264H178ZM191 263H193V262H191ZM195 263V262H194ZM206 263V262H205ZM12 264V263H11ZM14 264V263H13ZM98 264V263H97ZM101 264V263H100ZM185 264V263H184ZM197 264V263H196ZM201 264H203V263H201Z\"/></svg>",
	"mask_w": 264,
	"mask_h": 264
}]
</instances>
